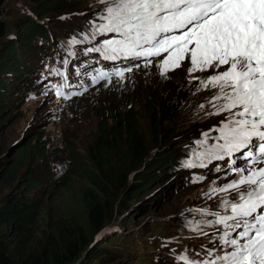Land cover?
<instances>
[{
  "label": "rangeland",
  "instance_id": "obj_1",
  "mask_svg": "<svg viewBox=\"0 0 264 264\" xmlns=\"http://www.w3.org/2000/svg\"><path fill=\"white\" fill-rule=\"evenodd\" d=\"M30 7L31 0L4 1L2 17L10 23V30L15 28L19 31V19L23 12L31 13ZM104 8L101 0H88L74 13L44 18L50 20L46 25L50 37L46 56L50 58L53 54L67 53L77 61L79 53L91 47L89 43L96 48L102 47L106 39H119L116 34L93 37L95 26L103 23L99 17ZM55 20H60L58 25L53 23ZM60 26H68L77 34L65 35ZM13 33L7 32V35ZM73 39L79 43H70ZM166 56L164 53L150 63L136 64L140 66L125 72L123 79L111 75L110 82L104 79L91 83L86 87L87 91L68 99L56 94L66 82L64 72L67 65L64 61L69 59L64 56L61 58L63 62L57 58L48 61L62 63V70H50L53 78L43 79L42 74H38L29 80L17 79L20 86L27 85L33 89L21 99L14 92L8 98L12 107L5 104L0 108V172L13 163L19 166L15 180L1 185L0 198L22 192L37 204V210L27 235H20L12 228L6 229L10 246H34L58 221L70 218L84 220L87 210L79 194L86 183V174L82 170L86 168L90 173L96 172L92 167L91 154L96 149L98 132L111 125V111L112 114L118 111L120 115L127 110L135 113L136 123L148 143L150 159L187 148V145L180 144H188L196 148V152H203L204 147L216 143L219 132L213 129L222 127L227 113L214 114L215 109L209 101L216 94V89L206 90L199 83V80L212 75L213 70L190 74V63L185 60L180 67L162 75L161 62ZM37 67L42 70L40 64ZM169 85L172 88L166 89ZM13 88L18 89L17 86ZM164 98L174 104L179 101L184 109L178 113L177 119L159 123L158 104ZM153 113L155 123L159 124L157 141L150 129ZM205 132L209 133L208 143L198 147L196 142L204 139ZM27 145L35 155L21 153ZM195 158L191 155L186 161ZM181 164L180 175L167 176L168 180L161 187L152 193H149L152 190L149 188L145 195L140 193L133 199L128 196V185L135 173L129 169L124 177L129 179L126 189L120 194V200L113 204L111 216L102 230L90 231L83 221V229L92 238L76 264H108L110 260L114 261L110 264H183L178 257L187 255L191 260L202 249L222 247L218 237L223 234V226H204L203 233L193 230L201 220L216 219L215 215L203 216L196 210L228 214L223 201L235 202L238 193H213L211 189L238 179L232 168L246 164L237 166L230 163V168H220L214 174L205 175L196 173V167ZM28 177L37 184L29 187ZM168 184L169 188H165ZM105 250L109 251L110 257L99 259Z\"/></svg>",
  "mask_w": 264,
  "mask_h": 264
},
{
  "label": "snow or ice",
  "instance_id": "obj_2",
  "mask_svg": "<svg viewBox=\"0 0 264 264\" xmlns=\"http://www.w3.org/2000/svg\"><path fill=\"white\" fill-rule=\"evenodd\" d=\"M105 4L96 25L97 34H116L119 39H106L102 47L90 48L105 60L141 59L167 56L161 62V74L166 75L187 60L189 73L213 70L199 80L204 89H216L209 101L216 115L227 113L216 143H208L209 133L197 141L203 152H193L201 165L205 160L231 158L243 152L247 164L233 167L239 178L223 187H213V193L235 191L238 199L223 201L226 213L215 215L214 221L201 220L193 230L203 233L211 224L223 226L218 237L222 254L209 251L211 259L192 261L187 255L178 257L183 264H264V0H101ZM88 37L85 36V40ZM72 44L79 41L73 39ZM67 65V61H64ZM150 63V61H149ZM140 65H136L139 67ZM223 68V71L220 69ZM132 67L113 73L99 70L93 84L116 75L123 79ZM67 80V77H65ZM67 86V84L65 85ZM55 88V85H53ZM87 91V88L84 89ZM65 99L81 95H66ZM203 108L204 105H201ZM222 141V143L220 142ZM236 161H231L235 165ZM186 167L197 166L193 160ZM192 226V222H189ZM227 249H231L228 251Z\"/></svg>",
  "mask_w": 264,
  "mask_h": 264
},
{
  "label": "trees",
  "instance_id": "obj_3",
  "mask_svg": "<svg viewBox=\"0 0 264 264\" xmlns=\"http://www.w3.org/2000/svg\"><path fill=\"white\" fill-rule=\"evenodd\" d=\"M4 1L0 0V108L5 104L11 108L12 105L8 101L11 94L17 92L16 96L21 99L29 93L30 89H33L27 85L20 86L17 79L29 80L37 76L41 73V70L37 69L38 64L43 67L52 58L61 61L64 56L71 61L72 56H67V53L53 54L50 58L46 56V48L50 45L46 25L50 20H44V18L74 13L81 4L88 0H31V13L28 14L26 11L22 13V18L18 23L19 31L15 28H13L14 31L10 30V23L3 19ZM59 22L60 20H55L53 23L58 25ZM59 28L65 35L77 34L76 31H70L68 26ZM82 31L86 33L84 29ZM7 32L14 33L7 35ZM83 52L79 53V57L84 54ZM15 86L18 89H14ZM170 88H172L171 85L169 88L166 87V89ZM170 102L164 98L158 104L159 123L177 119L178 113L184 109L182 104H178L179 101L175 104ZM112 113L113 111L110 117L111 125L106 129L101 128L98 132L96 149L91 154L92 167L96 172L90 173L86 168L82 170L86 174V183L79 194L83 207L87 210L83 221L90 231L102 230L110 218L113 204L120 200V194L126 189L129 179H124V177L129 169L135 173L128 185V196L133 199L140 193L142 196L145 195L149 188H152L149 192L152 193L161 187L168 180L167 176L180 175L178 172L182 173L179 169L181 162L186 161L196 151V148L188 144H180L179 146L187 145V148L164 156L157 155L150 159L148 143L136 123L135 113L132 110H127L121 115L118 111ZM153 117H155L154 113L151 120ZM155 119L153 123H150V129L157 141L160 131ZM24 152L35 155L30 145H27L21 153ZM18 170L17 163L2 169L0 190L3 183L10 184L15 180ZM162 179H165L164 182L158 184ZM26 181L29 187L37 184V181H30V177ZM169 185L165 188H169ZM36 210L37 204L22 192L0 198V264H76L92 238L83 229L82 220L75 221L70 218L58 221L34 246L20 248L9 245L6 229L12 228L20 235H27L29 225L34 221ZM102 250L100 249L99 252ZM105 256L110 257L108 250L101 253L99 259ZM112 262L114 261L110 260L107 263Z\"/></svg>",
  "mask_w": 264,
  "mask_h": 264
},
{
  "label": "clouds",
  "instance_id": "obj_4",
  "mask_svg": "<svg viewBox=\"0 0 264 264\" xmlns=\"http://www.w3.org/2000/svg\"><path fill=\"white\" fill-rule=\"evenodd\" d=\"M81 57V55H80ZM79 56H77V61L78 59L80 58ZM74 58V57H73ZM72 58V63H73V67H70L69 68V74H68V81L70 80H77L80 78V73L78 72V69H77V61H74ZM76 58V57H75ZM47 64V66H45ZM45 65L42 67V70H41V73L43 77V79H46V78H53V75H51L49 72L52 68H56L57 70H61L62 69V64L61 62L59 61L58 64H55L54 61L48 63L46 62Z\"/></svg>",
  "mask_w": 264,
  "mask_h": 264
}]
</instances>
